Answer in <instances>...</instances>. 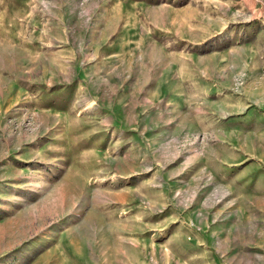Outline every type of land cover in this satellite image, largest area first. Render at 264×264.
Instances as JSON below:
<instances>
[{
    "label": "rangeland",
    "instance_id": "1",
    "mask_svg": "<svg viewBox=\"0 0 264 264\" xmlns=\"http://www.w3.org/2000/svg\"><path fill=\"white\" fill-rule=\"evenodd\" d=\"M0 264H264V0H0Z\"/></svg>",
    "mask_w": 264,
    "mask_h": 264
}]
</instances>
